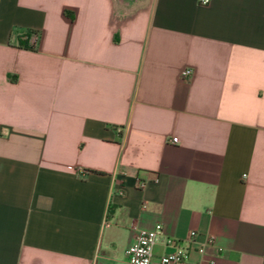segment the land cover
Instances as JSON below:
<instances>
[{"label": "crops", "instance_id": "1", "mask_svg": "<svg viewBox=\"0 0 264 264\" xmlns=\"http://www.w3.org/2000/svg\"><path fill=\"white\" fill-rule=\"evenodd\" d=\"M156 222L264 264V0H0V264H130Z\"/></svg>", "mask_w": 264, "mask_h": 264}, {"label": "built area", "instance_id": "2", "mask_svg": "<svg viewBox=\"0 0 264 264\" xmlns=\"http://www.w3.org/2000/svg\"><path fill=\"white\" fill-rule=\"evenodd\" d=\"M202 5H207L211 0H197ZM27 41L32 47H35L38 41V32L31 31L27 36ZM194 68L192 66H185L180 71L182 79H188L193 74ZM177 140L176 136H172L170 141ZM84 173L87 170H82ZM147 181L145 179H137V185L144 187ZM134 237L128 247L125 249L127 260L130 264H187L190 245L195 241L196 231L191 230L186 243L182 239L174 236L164 235L163 227L160 222L154 223L150 228H136L134 227ZM161 239L165 245H170L171 250L156 254L154 246L157 241ZM212 236H208L197 250L202 252L206 244L212 243Z\"/></svg>", "mask_w": 264, "mask_h": 264}, {"label": "trees", "instance_id": "3", "mask_svg": "<svg viewBox=\"0 0 264 264\" xmlns=\"http://www.w3.org/2000/svg\"><path fill=\"white\" fill-rule=\"evenodd\" d=\"M31 33V30H25L23 33L20 34V37L18 39V43L20 45L26 46V47H32L29 42L27 41V36Z\"/></svg>", "mask_w": 264, "mask_h": 264}]
</instances>
